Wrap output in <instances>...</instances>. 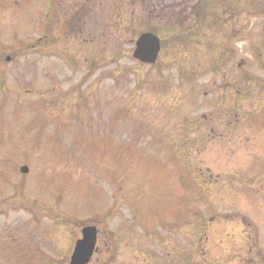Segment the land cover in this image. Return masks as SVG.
<instances>
[{
    "label": "rangeland",
    "instance_id": "374dc122",
    "mask_svg": "<svg viewBox=\"0 0 264 264\" xmlns=\"http://www.w3.org/2000/svg\"><path fill=\"white\" fill-rule=\"evenodd\" d=\"M120 1L97 8L80 0L74 19V0L56 3L47 56L29 46L44 37L36 30L50 6L0 0V45L12 56L0 77V264H68L87 224L110 243L114 228L116 242L178 241L181 258L160 253V264H264V175L254 184L240 170L264 161L263 134L249 118L257 111L253 63L244 71V114L228 133L233 111L220 97L210 104L228 72L208 86L206 35L150 19L167 20L175 7L152 12ZM147 29L163 37L157 69L131 57V41ZM217 43L219 64L228 51ZM119 250L113 264L146 262ZM109 254L89 264H112Z\"/></svg>",
    "mask_w": 264,
    "mask_h": 264
},
{
    "label": "flooded vegetation",
    "instance_id": "af4514ba",
    "mask_svg": "<svg viewBox=\"0 0 264 264\" xmlns=\"http://www.w3.org/2000/svg\"><path fill=\"white\" fill-rule=\"evenodd\" d=\"M42 3H45L46 5L50 6V10L45 11L43 15V19L41 20V25L37 28L36 31H41L40 29H43L44 31V37H41L37 39L34 43H31L29 46V51H31L33 54L37 53L38 51H42L40 54H45L47 56L52 54V43L54 40L50 39L48 37L52 36V30H53V23H56V19L59 18V14L56 10V7H58V4L63 6L62 1L65 0H40ZM86 2V5L100 8L102 4V0H84ZM123 1V0H121ZM120 1V2H121ZM127 3L131 6L136 5V3H139L140 6L143 8L146 7V10L153 9L152 12H155L156 9H164L166 7H175L177 10L176 12L173 11V14L171 15L169 19L165 20L163 15L161 16H154L150 19L157 18L158 20H161L163 22H169L173 24V28L176 29L177 27H180L182 29H185L188 27L189 29H185L188 33H203L206 35V38L208 40V46H213L212 49L206 51L208 54L205 56L209 57L210 63L208 64L207 68L204 70L206 76L208 77V86L213 84H216V81L214 80L215 76L218 72H228L227 74H222L221 77V89L220 96L218 97H212V100H210V104L213 103L215 100L217 101L218 98L221 99L220 102L223 104H226L233 113L231 114V121L227 123L226 129L228 130V133L230 132V127L238 126L241 122L240 115H243V112H240V105H242L243 100H241L244 95V81H245V73L244 71L249 68L248 63H253V71L254 76L250 80L249 83H252L253 91L255 94L256 100V110L252 114H250L253 120V125L256 126L259 132H261L264 139V128L260 126L259 124L264 120V0H125ZM58 3V4H56ZM79 5L80 0H74L73 9L74 14L71 16V18H75L79 14ZM112 5L113 8H115V5L110 4L109 7ZM162 12V11H161ZM146 19L149 18L150 12H146ZM153 14V13H152ZM151 14V16H152ZM163 14V13H162ZM198 23L200 24L198 27ZM68 24V22H67ZM64 25V24H62ZM35 31V32H36ZM50 32V33H49ZM186 33V34H188ZM142 34H151L158 40V53L157 57L155 58V62L153 64H141L142 66L148 67V68H158V59L160 57V54L162 53L163 49V37L159 36L154 32L152 29H147L145 32L139 33L137 37L135 38L133 43V50L130 51L131 53L135 49V44L137 41V38L140 37ZM58 35H61L60 32H58ZM57 35V36H58ZM188 40H190V36L187 37ZM222 40V47L225 51H228L225 54L219 55V64L218 58L214 59V55H217L214 51V46H218ZM51 46V47H49ZM207 46V47H208ZM38 50V51H37ZM20 52V50H18ZM56 54V53H55ZM4 45L3 43L0 45V77L2 75L3 70V63L8 62L10 57L8 56L4 58ZM244 55H247L248 58H244ZM238 61L236 66L233 67L236 68L234 70H237L236 74L233 71V75L229 74L228 70H232L229 65L231 62ZM98 64H90L87 65L89 70L95 69ZM161 69V68H160ZM235 78V79H234ZM214 80V81H213ZM213 93L211 94V96ZM207 96V94L205 95ZM208 97V96H207ZM244 99V98H243ZM233 119V120H232ZM241 148V147H240ZM243 149V147H242ZM254 149V148H252ZM244 150H250V148ZM247 165L243 166L241 165L240 170L244 173V178H251V182L254 184L259 181L258 179H262V176L264 175V161L263 159H260L259 156L257 159H250L247 163ZM251 168H255L256 173H252ZM237 171V170H236ZM235 171V172H236ZM208 172V171H207ZM235 172H233L231 175H228V179L233 178L235 175ZM0 174L2 175V170H0ZM211 179V177L209 178ZM232 180V179H231ZM4 185V177H0V184ZM209 185H212V182H209ZM258 187V186H257ZM0 185V190H1ZM17 192V191H16ZM17 194V193H16ZM15 194V195H16ZM115 197H112V204H116L114 201ZM4 197L0 196V215H4L5 209H4ZM17 199L15 196L13 197L12 201L15 202ZM19 202V200H17ZM114 207V206H113ZM112 207V210L109 214L110 217H115L114 210L115 208ZM113 215V216H112ZM88 225V224H87ZM83 225L80 227L79 233L81 237V230L82 227L87 226ZM96 228V244H95V250L92 255V259L99 256L102 257L103 254H106V252H109V261L113 263L116 262L117 257L120 254V247L122 246L121 254H124L125 252L126 256L131 258L133 255H138L136 259L143 258L146 260L144 264L148 262V260H152L151 264H160V253L162 255L168 257L170 253L172 255H176L179 258H181L182 252L179 251L178 241H174L173 248L168 245L167 243L169 240H159V243H153V241L148 240L146 236L143 237H136L138 238V241L133 240H123L116 242L117 233L114 232V229L110 231V237L114 240H112V243H110L106 237H104V232L99 230L96 227V224L93 225ZM123 229V228H121ZM124 230V229H123ZM103 233V234H102ZM126 233V231H125ZM102 235V236H101ZM127 235V234H126ZM125 235V236H126ZM116 237V238H115ZM137 240V239H136ZM119 243V244H118ZM121 243V244H120ZM195 245L193 247L192 252H196V249L200 246V241H195ZM159 250V251H158ZM179 251V252H178ZM175 253V254H174ZM131 255V256H130ZM191 256V255H190ZM91 259V261H92ZM97 260V261H98ZM177 260V259H176ZM137 261V260H136ZM140 262H138L139 264ZM141 264H143L141 262ZM242 264H251V262H246L245 260L242 262Z\"/></svg>",
    "mask_w": 264,
    "mask_h": 264
},
{
    "label": "water",
    "instance_id": "95a60500",
    "mask_svg": "<svg viewBox=\"0 0 264 264\" xmlns=\"http://www.w3.org/2000/svg\"><path fill=\"white\" fill-rule=\"evenodd\" d=\"M158 40L150 34L140 36L136 42L133 57L142 61L153 63L158 53ZM21 173H26L25 167L20 168ZM83 237L76 242L69 264H88L95 243L93 228H86L82 232Z\"/></svg>",
    "mask_w": 264,
    "mask_h": 264
}]
</instances>
